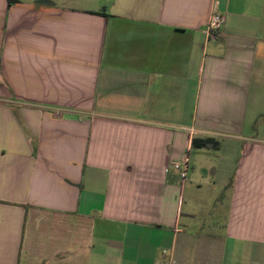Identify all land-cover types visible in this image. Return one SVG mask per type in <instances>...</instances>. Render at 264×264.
<instances>
[{
    "label": "crops",
    "instance_id": "1",
    "mask_svg": "<svg viewBox=\"0 0 264 264\" xmlns=\"http://www.w3.org/2000/svg\"><path fill=\"white\" fill-rule=\"evenodd\" d=\"M162 250L264 264V0H0V264Z\"/></svg>",
    "mask_w": 264,
    "mask_h": 264
},
{
    "label": "built area",
    "instance_id": "2",
    "mask_svg": "<svg viewBox=\"0 0 264 264\" xmlns=\"http://www.w3.org/2000/svg\"><path fill=\"white\" fill-rule=\"evenodd\" d=\"M222 24H223V18L218 14L212 13L205 27V38L207 40L215 39L218 35V32ZM171 169L180 173L183 180L185 179L188 170L186 164L183 165L172 164ZM161 255H162V259L159 260L156 264H176L172 251L162 250Z\"/></svg>",
    "mask_w": 264,
    "mask_h": 264
},
{
    "label": "trees",
    "instance_id": "3",
    "mask_svg": "<svg viewBox=\"0 0 264 264\" xmlns=\"http://www.w3.org/2000/svg\"><path fill=\"white\" fill-rule=\"evenodd\" d=\"M8 4H10V2H8ZM207 145H211L213 149H217L218 147V143L211 142L210 140H193L192 141V147L194 148H203Z\"/></svg>",
    "mask_w": 264,
    "mask_h": 264
}]
</instances>
